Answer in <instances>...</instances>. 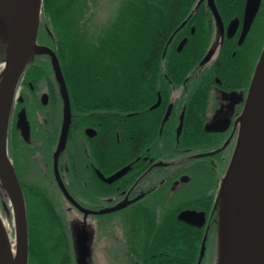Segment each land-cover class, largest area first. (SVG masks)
<instances>
[{"label": "flooded vegetation", "instance_id": "obj_1", "mask_svg": "<svg viewBox=\"0 0 264 264\" xmlns=\"http://www.w3.org/2000/svg\"><path fill=\"white\" fill-rule=\"evenodd\" d=\"M198 2L174 29L162 53L165 56L172 41L176 52L191 41L190 50H198L193 67L183 74L172 69L169 75H159L158 89L144 110L93 112L92 125L78 130L71 124L78 119L80 123L81 115L71 110L63 152L57 153L63 107L50 105L46 89H35L26 73L20 83L9 120L16 140L13 153L32 185H43L61 200L74 257V218L84 230L94 227L95 253L110 255V264H131L130 257L140 259L133 264H145L146 257L168 254V244L176 247L178 240L163 232L166 221L172 231L174 219L180 222L183 211L202 215L204 221L200 226L181 221L195 234L189 235L187 247H177L184 248L186 256L199 249L200 256L205 240L206 255L214 229L211 207L237 142L239 119L264 46V0H259L251 19L248 0H214L218 16L207 0ZM189 53L182 54L181 62L191 63ZM176 61L173 58L172 65ZM22 110L27 138L16 126ZM40 135L54 137L52 143L50 138L39 145ZM151 211L155 219L145 220L146 214L153 217ZM139 225L141 234H136ZM113 239L116 244L111 248ZM198 239L200 244L194 245Z\"/></svg>", "mask_w": 264, "mask_h": 264}, {"label": "trees", "instance_id": "obj_2", "mask_svg": "<svg viewBox=\"0 0 264 264\" xmlns=\"http://www.w3.org/2000/svg\"><path fill=\"white\" fill-rule=\"evenodd\" d=\"M198 1L123 0L112 18L94 24L98 0H43L37 41L38 44L48 45L55 52L72 113L81 115L80 123L79 119L73 122L72 128L78 130V127L92 125L93 112L123 113L127 110L133 112L146 109L158 89L159 75H169L172 69L176 74H183L193 67L198 50H190L191 45L194 47L191 41L181 52L175 51L172 41L165 56L162 53L174 29L195 9ZM45 19L47 22H44ZM185 52H191V63L181 62ZM2 55L0 48V61ZM173 58L177 60L175 65L171 62ZM26 81H30L35 89L45 88L50 95V105L62 106L64 111L48 54L35 55L26 70ZM14 136H10L12 153L13 143L16 142ZM47 137L40 135L39 145L46 144L50 138L52 143L54 137ZM65 145L66 142L61 152ZM20 179L26 201L29 264H78L70 247L73 236L69 233L67 220H64L65 211L61 207V200L55 193H47L43 185L35 182L32 185L26 175ZM215 203L216 199L211 207L214 229L209 244L213 243L217 231L218 213ZM151 212L153 217L149 218V214H146L145 220L155 219L154 212ZM169 217L168 211L164 218ZM153 223L152 226H155ZM180 224L181 221L174 219L176 227L172 226L170 232L171 223L166 221L163 236L178 240L176 244L185 248L192 231L187 230L188 226L181 227ZM140 226H136L134 233L141 234ZM146 233L150 235L147 230ZM184 238L187 240L181 241ZM132 240L130 244L134 243ZM193 244L199 245V239ZM135 245H138L137 241ZM146 245L149 246V243ZM168 245V254L146 257L145 264L198 263L199 249L198 254L197 249H194L192 256H186L183 255L184 248ZM130 260L133 264V260L140 259L130 257Z\"/></svg>", "mask_w": 264, "mask_h": 264}, {"label": "water", "instance_id": "obj_3", "mask_svg": "<svg viewBox=\"0 0 264 264\" xmlns=\"http://www.w3.org/2000/svg\"><path fill=\"white\" fill-rule=\"evenodd\" d=\"M210 8L217 15L214 0H207ZM43 0H29V12L26 19L14 37L10 45H7L0 27V48L4 56V71L0 77V175L4 181L5 189L0 186V193L4 197L1 202L2 211L6 216L12 217L15 238V259L12 264H28V228L25 200L13 164L8 155V126L13 104L17 96V90L25 75L26 69L33 62L38 53H46L51 58L53 72L55 74L59 91L64 103V121L62 131L57 145V153L62 148L70 124L71 106L64 81V77L55 55V52L44 45L37 43V35L40 26ZM259 0H248L247 16L252 18ZM218 16V15H217ZM36 22V34L34 39V51L30 62L21 66L22 49L29 35V29ZM181 47V46H180ZM45 99V96H44ZM241 126L238 132L237 142L221 181L219 193L216 197L217 208V231L220 235V226L223 221L224 197L228 184V173L230 166L236 157L237 145L243 137L247 125L250 126L252 140L256 149V161L258 166V190L255 210L248 227L244 243L237 264H264V46L257 61L253 77L248 89L245 107L240 116ZM17 128L22 129L25 138L28 137V124L25 113L22 110L16 123ZM126 169L121 170L113 178L120 176ZM111 180V179H110ZM109 181V180H108ZM11 202L12 212L10 214L6 201ZM179 220L188 224L200 226L204 218L193 211H183L179 214ZM220 237V236H219ZM205 250V240L201 247V254L197 264H201ZM0 264H11L4 248L3 234L0 228ZM79 264V262H78Z\"/></svg>", "mask_w": 264, "mask_h": 264}, {"label": "bare ground", "instance_id": "obj_4", "mask_svg": "<svg viewBox=\"0 0 264 264\" xmlns=\"http://www.w3.org/2000/svg\"><path fill=\"white\" fill-rule=\"evenodd\" d=\"M29 0H0V27L3 37L10 45L26 19L29 12ZM36 22L29 29V35L22 49L21 66H26L33 55ZM4 66L0 67V77ZM0 186L5 189L0 175ZM258 190V166L256 149L250 126L247 125L243 137L237 145L228 173V184L224 197L223 221L218 242L215 264H237L244 239L252 220ZM11 214V202L6 201ZM7 225L0 215V228L4 239V248L9 262L15 259V239L12 240ZM14 235V231H13ZM14 237V236H13Z\"/></svg>", "mask_w": 264, "mask_h": 264}, {"label": "rangeland", "instance_id": "obj_5", "mask_svg": "<svg viewBox=\"0 0 264 264\" xmlns=\"http://www.w3.org/2000/svg\"><path fill=\"white\" fill-rule=\"evenodd\" d=\"M122 1L123 0H98V2H97V5H98L97 13L94 15V24L104 23V22L108 21L110 18H112L115 15L117 8L119 7V5ZM44 22H47L46 19L44 20ZM3 58H4V56L2 55L1 61H0V67L2 65L4 66ZM42 90H44V89L42 88ZM19 93H20V89L17 90V96L20 95ZM11 133H12L11 126L9 125L8 126V140H7L8 155H9V159H10L11 163L13 164L15 173L17 175L19 184H20L21 189H22L20 177L23 175H22L21 167H19V163L16 162L15 155L12 153V149H11V145H10ZM14 139H15V137H14ZM226 175H225V177H226ZM22 192H23V189H22ZM218 193H219V189L217 191V195H218ZM23 196H24V193H23ZM4 200H5L4 197L0 193V215L3 217L4 222L8 226L7 229H8V232H9L11 239L14 240L15 239L13 237L14 236L13 235L14 226H13V222H12V217L6 216L2 211L1 202ZM24 200H25V196H24ZM25 207H26V201H25ZM26 216H27V212H26ZM81 224L82 223L78 220V218H74L71 221V226H72V229H74V233H75V237H76V254H77L76 257H77V261L79 262V264H90V261H91V264H110L111 258H112V257H110V255H107L106 253H104V254H102V253L96 254L95 253L96 246L94 244V237H95L94 227L92 226L91 228H87L86 230L83 229L82 230L83 232H82V231H80ZM221 225H222V223H221ZM27 228H28V225H27ZM99 230H100V228H99ZM220 230H221V226H220ZM220 233H221V231H220ZM219 236L220 235H218V233H216L213 243L209 244L205 258L203 259L202 264H215L216 263V254H217L218 242H219V238H220ZM104 239H103V241L99 242V247H100L101 243H104ZM114 241H115V239H113V241L108 244L111 248H112V245L114 247L116 244ZM28 242H29V235H28ZM28 245H29V243H28ZM91 250L93 251V253L91 252ZM28 264H29V250H28Z\"/></svg>", "mask_w": 264, "mask_h": 264}]
</instances>
